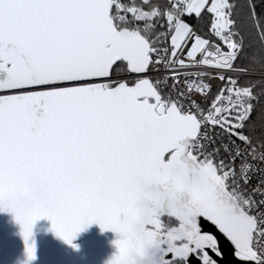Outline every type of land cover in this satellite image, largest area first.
<instances>
[{
	"label": "snow or ice",
	"instance_id": "1",
	"mask_svg": "<svg viewBox=\"0 0 264 264\" xmlns=\"http://www.w3.org/2000/svg\"><path fill=\"white\" fill-rule=\"evenodd\" d=\"M0 212L108 264H264V0H0Z\"/></svg>",
	"mask_w": 264,
	"mask_h": 264
},
{
	"label": "water",
	"instance_id": "2",
	"mask_svg": "<svg viewBox=\"0 0 264 264\" xmlns=\"http://www.w3.org/2000/svg\"><path fill=\"white\" fill-rule=\"evenodd\" d=\"M50 227L48 220L35 224L36 259L30 264H108L116 252L113 244L115 234L101 232L95 224L78 234L74 241L78 250L56 238ZM19 232V225L12 214L0 212V264H25L24 244Z\"/></svg>",
	"mask_w": 264,
	"mask_h": 264
}]
</instances>
